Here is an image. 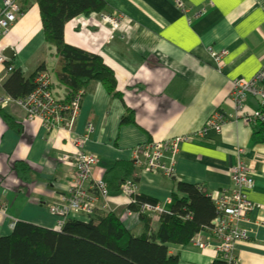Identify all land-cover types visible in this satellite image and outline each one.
<instances>
[{
	"label": "crops",
	"instance_id": "0c3cea01",
	"mask_svg": "<svg viewBox=\"0 0 264 264\" xmlns=\"http://www.w3.org/2000/svg\"><path fill=\"white\" fill-rule=\"evenodd\" d=\"M14 1L23 13L0 38V53L6 48L13 52L12 59L5 57V64L0 65V95L8 96L2 85L12 71L28 76L42 68L53 76L54 97L65 98L66 89L54 76L55 50L44 41L35 0ZM184 1L190 7L185 14L176 9L174 0H105V13H122L129 21L110 41L102 13L66 23L65 43L101 57L114 72L121 97L110 98L100 83L79 89L84 94L70 132L46 131L38 119L25 122L20 108H0V237L9 235L16 222L55 230L56 218L48 207L62 205L74 172L55 156L71 154L73 138L91 123L94 131L84 151L98 161L92 182L103 180L113 163L130 161L136 145L181 135L189 138L180 146L175 178L135 170L137 193L165 208L177 182L200 185L214 196L229 190L230 168L241 159L255 180L248 194L255 207L244 223L253 237L236 242L234 254L239 264H264V143L253 140L251 124L259 108L248 97L239 109L232 97L235 80L251 79L264 66V0ZM199 9L205 12L194 18ZM209 47L226 51L220 64L208 54ZM9 66L12 71L7 70ZM127 110L134 123L121 126ZM214 113L224 115L220 130L208 126ZM16 162L27 165L23 178L12 170ZM109 198V208H116L124 226L139 235L140 222L125 215L127 199L120 193ZM74 219L87 222L89 218ZM152 227L157 228L156 222ZM196 237L209 238L211 247L199 249L192 242L188 246L166 244L178 264L223 259L209 233Z\"/></svg>",
	"mask_w": 264,
	"mask_h": 264
},
{
	"label": "trees",
	"instance_id": "16d2710c",
	"mask_svg": "<svg viewBox=\"0 0 264 264\" xmlns=\"http://www.w3.org/2000/svg\"><path fill=\"white\" fill-rule=\"evenodd\" d=\"M35 4L44 41L55 50V80L66 89L61 106L69 105L79 89L93 83H100L110 98H120L114 72L102 58L69 46L63 36L64 26L70 20L105 13V0H35ZM41 70L28 76L12 71L2 85L3 92L14 99H25L33 92V80ZM259 113L251 120L252 136L255 142L264 143V109ZM131 116L127 110L120 125L133 124ZM27 169L22 162L12 166L22 178ZM136 169L141 167L132 160L113 163L103 177L109 194L120 193L126 181L136 184ZM90 192L98 195L97 190ZM212 195L200 185L177 182L170 205L161 214L140 213V206H154L156 202L134 195L135 202L125 208V213L136 214L142 225L139 235L128 230L116 212L101 206L88 216L87 222L67 219L60 231L16 222L9 235L0 237V264H178V257L168 253L166 244L188 246L200 232L210 233L217 217ZM210 264L227 263L219 259Z\"/></svg>",
	"mask_w": 264,
	"mask_h": 264
},
{
	"label": "built area",
	"instance_id": "2783aa9c",
	"mask_svg": "<svg viewBox=\"0 0 264 264\" xmlns=\"http://www.w3.org/2000/svg\"><path fill=\"white\" fill-rule=\"evenodd\" d=\"M175 7L180 13L190 12V7L184 0H174ZM205 12L199 9L193 14L194 18H199ZM20 14L19 7L14 0H2L0 3V38L5 36L11 28V25L17 21ZM124 16V15H123ZM101 22L108 25L110 31L121 30L124 24L129 21L120 14L102 13ZM208 54L214 62L220 64L226 55V51H217L213 47L207 49ZM6 59L0 53V65L5 64ZM13 67L9 66L8 71ZM53 76L47 71H43L36 75L34 79V90L25 99H14L9 96L0 95V108L17 107L24 111L25 122H32L33 118H42L48 131L55 128H70L72 122L76 120L79 110L83 91L79 90L74 96L72 102L67 106H61V100L54 97L51 91ZM232 97L236 106L241 109L248 97L253 98L258 103V108L264 109V66L248 80L238 79L234 81L232 87ZM258 111L255 117H259ZM254 117V118H255ZM225 118L220 113H214L208 120V126L215 130H220ZM92 130L90 123L86 124L85 132ZM75 156L71 159L69 156L62 160L63 164L74 169L71 175V181L68 186V193L61 197V206L49 207V213L56 218L55 230L60 231L63 223L69 218L76 216H89L93 213L97 206H101L106 210L115 212L116 208L110 209L106 200L109 198L103 180L92 182L93 166L97 164V159L84 151V145L87 137L82 135L73 138ZM189 141L185 138H171L167 140L145 142L136 145L131 149V160L144 172L153 174H161L167 178H175V155L177 154L178 143ZM171 154L168 163L163 162L164 154ZM230 178L233 183V189L229 192H222L221 195H212V200L216 209L217 217L214 220V228L210 231V235L215 236L220 244L216 247L222 253L223 260L227 264H238L230 253L234 250V244L239 241H245L249 238L251 232L248 229H242L241 225L247 222L249 212L255 207L246 197L244 190L253 186V177L250 168L238 159L235 165L230 168ZM137 184L126 181L121 186V192L126 199L127 205L133 204L134 195H137ZM97 190L98 195L92 194L90 191ZM102 199V203L100 200ZM170 203V200H166ZM165 209L164 204L156 203L154 206H140V213L161 214ZM136 217V214L126 212L125 215ZM192 245L199 249H207L211 247L209 238L205 241L200 240L196 236L192 239Z\"/></svg>",
	"mask_w": 264,
	"mask_h": 264
},
{
	"label": "rangeland",
	"instance_id": "374dc122",
	"mask_svg": "<svg viewBox=\"0 0 264 264\" xmlns=\"http://www.w3.org/2000/svg\"><path fill=\"white\" fill-rule=\"evenodd\" d=\"M118 14H120L122 17H124L123 16V14L122 13H118ZM13 26V24L11 25V27ZM107 26V28H108V31H109V41L110 40H113L114 38H115V35L117 34V33H119L118 31H120V30H116V31H110V28L108 27V25H106ZM126 26H127V24H126ZM126 30V29H125ZM123 31L124 32V34H125V36H127V31ZM121 33V32H120ZM128 37V36H127ZM34 81V80H33ZM79 112H80V110H79ZM78 115H79V113H78ZM78 117V116H77ZM39 120L40 121V123H41V125L44 127V129L46 130V131H48L46 128L48 127V125H45L46 123H45V121L44 120H42V118H37V116H36V118H33V120ZM32 120V121H33ZM76 120H77V118H76ZM76 120H74L73 122H72V125H71V127L70 128H64V129H66V130H68L69 132L74 128V125H75V122H76ZM208 121V120H207ZM88 124V123H87ZM91 124V123H90ZM92 125V124H91ZM58 129H61V131H65V130H63L62 128H58ZM93 131H94V126L92 125V130H91V132H89V133H86L85 132V128H84V130H83V132H82V134H80V135H76L75 136V138L76 137H80V136H82V135H85L86 137H87V142H88V140H89V137H90V135L93 133ZM179 138H185V137H187V136H185V135H181V136H178ZM174 138H176V137H174ZM171 139V138H170ZM73 143L75 144V142H74V140H73ZM183 143V142H182ZM182 143H178V147H177V154L175 155V161H176V163H177V155H178V152L180 151V146H181V144ZM67 156H69L71 159H73V157L75 156V154H73V153H71V154H69V153H67V152H62V153H60V154H57L56 156H55V160L57 161V162H60V163H62L63 161L62 160H65V158L67 157ZM171 158V154H167V153H165L164 154V156H162V161L163 162H165V163H168L169 162V159ZM63 164V163H62ZM65 165V164H64ZM96 165V164H95ZM94 165V166H95ZM67 166V165H66ZM94 166H93V168H94ZM175 166H176V164H175ZM73 171H74V169H73ZM250 172H251V170H250ZM161 175V174H160ZM175 175H176V173H175ZM162 176V175H161ZM251 176L253 177V175H252V172H251ZM162 177H164V178H166V179H171V178H167V177H165V176H162ZM230 182H231V188L229 189V190H227V191H231L232 189H233V183H232V181H231V178H230ZM254 185H255V180H254V177H253V186H252V188H250V189H246V190H244V193H245V195H246V197H247V199L249 200V197H248V194H249V192L253 189V187H254ZM107 190V189H106ZM107 194H108V196H109V192L107 191ZM109 199L110 198H108L107 200H106V202H107V205L108 206H110L109 205ZM250 201V200H249ZM251 202V201H250ZM100 203H102V199H101V201H100ZM252 203V202H251ZM49 208V207H48ZM1 209V208H0ZM49 210V209H48ZM245 223V222H244ZM242 224L241 225V228L242 229H246V227H245V224ZM13 225H15V223L13 224ZM212 236V238H213V242H212V245H215V247H217L219 244H220V241L215 237V236H213V235H211ZM252 234H250V236H249V238L248 239H246L245 241H249V240H252ZM196 247V246H195ZM230 256L235 260V261H237V263L239 264V261H238V259L236 258V256H235V254H234V250L232 251V253H230ZM223 258V257H222Z\"/></svg>",
	"mask_w": 264,
	"mask_h": 264
},
{
	"label": "water",
	"instance_id": "95a60500",
	"mask_svg": "<svg viewBox=\"0 0 264 264\" xmlns=\"http://www.w3.org/2000/svg\"><path fill=\"white\" fill-rule=\"evenodd\" d=\"M12 51L9 49V48H6L5 50H4V52L2 53V55L4 56V57H6V58H8V59H12ZM14 226V225H13ZM13 228V227H12Z\"/></svg>",
	"mask_w": 264,
	"mask_h": 264
},
{
	"label": "bare ground",
	"instance_id": "6f19581e",
	"mask_svg": "<svg viewBox=\"0 0 264 264\" xmlns=\"http://www.w3.org/2000/svg\"><path fill=\"white\" fill-rule=\"evenodd\" d=\"M34 121V120H33ZM209 250V249H208Z\"/></svg>",
	"mask_w": 264,
	"mask_h": 264
}]
</instances>
